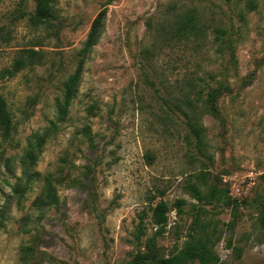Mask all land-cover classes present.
Segmentation results:
<instances>
[{"label": "rangeland", "instance_id": "1", "mask_svg": "<svg viewBox=\"0 0 264 264\" xmlns=\"http://www.w3.org/2000/svg\"><path fill=\"white\" fill-rule=\"evenodd\" d=\"M34 10L35 0H0V71L37 52L0 78L12 124L0 137V264H159L191 241L218 257L211 264H264V0H55L39 26ZM190 14L204 32L187 39L175 28ZM198 90L200 148L174 106ZM159 201L168 222L155 236Z\"/></svg>", "mask_w": 264, "mask_h": 264}, {"label": "trees", "instance_id": "2", "mask_svg": "<svg viewBox=\"0 0 264 264\" xmlns=\"http://www.w3.org/2000/svg\"><path fill=\"white\" fill-rule=\"evenodd\" d=\"M54 1L55 0H35V10L34 13L29 17V21L34 26L46 25L50 23L55 18L54 14ZM227 2L230 0H226ZM106 15V9L102 8L98 14L93 19L89 32L86 36V39L83 43L81 50L79 51L80 59L78 61L77 67L74 70L73 74L69 77L68 81L65 84V91L63 94V100L58 105L59 113L64 115L66 109L70 104L72 97L75 94V87L78 84L82 68L86 59V55L92 50L94 45L97 43L103 26ZM204 30L200 26L193 15H187L182 20H180L175 28V34H179L184 38H191L203 34ZM214 34V40L219 38L218 33H221L222 30L219 28H214L212 30ZM37 52L33 49H22L19 52V55L14 59L10 67H5L0 71V78H11L17 72L22 70L24 67L33 62L36 58ZM203 96L201 90L196 91L193 94V97L186 96L182 101L185 105V109L178 103H175L174 106L179 110L186 118V124L189 127L191 133L196 138V145L200 148V136H201V127L198 125V103L201 102ZM165 104L168 105V101H165ZM208 112V110L206 109ZM11 117L7 108V103L5 98L0 94V137L6 139L11 131ZM34 153L32 149H28L26 155L22 159V165L25 167V160L28 159L29 163L33 162ZM27 167V166H26ZM187 189L190 194L197 200H201L202 196L198 188L191 183H187ZM17 187H13V190L16 191ZM184 203V200H177L176 207L178 210L181 205ZM235 204L234 199L228 198L226 204ZM168 211L169 207L166 202L159 201L151 209V219L156 227L155 236H160L164 234L165 228L168 222ZM260 211L262 218L264 220V203L260 206ZM142 217L137 225V237L141 236L143 231V222ZM198 260V264H211L218 262V257L213 255L205 247H197L192 241L187 243L182 249H180L176 254L171 255L168 258H163L160 260L159 264H185L188 261ZM132 264V263H129Z\"/></svg>", "mask_w": 264, "mask_h": 264}]
</instances>
